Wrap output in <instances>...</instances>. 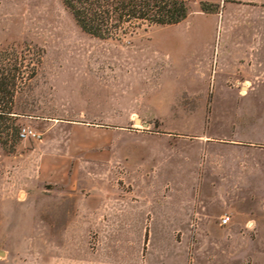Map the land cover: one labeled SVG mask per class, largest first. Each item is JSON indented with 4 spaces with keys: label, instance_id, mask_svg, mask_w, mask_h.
I'll use <instances>...</instances> for the list:
<instances>
[{
    "label": "rangeland",
    "instance_id": "374dc122",
    "mask_svg": "<svg viewBox=\"0 0 264 264\" xmlns=\"http://www.w3.org/2000/svg\"><path fill=\"white\" fill-rule=\"evenodd\" d=\"M186 1L178 24L100 39L80 29L62 0H0V53L13 51L23 75L34 71L14 99L16 124L32 134L13 152L0 145V264H264L262 173L241 199L242 221L234 214L203 232L194 222L162 221L174 209L169 202L128 203L121 223L99 215L100 202L112 210L116 199L135 200L126 194L132 182L145 189L169 181L175 191L190 184L173 167L177 157L153 151L193 139L210 118L214 96L209 91L205 103L196 63L206 44L228 37L231 13L241 23L243 10L264 18V0ZM201 1L218 7L202 12ZM255 147L252 167L264 159ZM139 165L157 177L144 181Z\"/></svg>",
    "mask_w": 264,
    "mask_h": 264
},
{
    "label": "crops",
    "instance_id": "0c3cea01",
    "mask_svg": "<svg viewBox=\"0 0 264 264\" xmlns=\"http://www.w3.org/2000/svg\"><path fill=\"white\" fill-rule=\"evenodd\" d=\"M243 11L242 23L235 13H231L226 24L228 37L219 40L218 44H206V53L202 52L196 63L197 75L207 82V88L201 93L205 103H208L209 91L214 96L210 102V118L197 124L193 139L180 137L175 140L176 145L167 141L163 148L153 151L170 162L176 161L177 157L178 165L173 167L190 176V184H183L175 191L169 181L156 185L154 180L145 189L132 182V188L126 194L136 196L135 200L116 199L113 205L118 208L112 210H108L112 202H100L99 215L104 221L105 216H111L114 218L111 221L123 222L127 204L143 200L149 202L150 208L156 204L165 207L169 202L174 209L167 216L162 214L161 220L194 222L198 224L197 232L207 229V224L225 226L234 214L242 221L240 202L244 192L250 189L251 182L259 181L252 176L264 175V159L262 163L258 162L259 166L250 164V149H256L255 146L262 147L264 156V18H256L259 12ZM217 77L220 81L216 86ZM216 106H220L217 112L214 111ZM224 147H227L226 156L216 155ZM129 159H125L128 166ZM157 171L144 170V166L139 165L136 174L145 181L146 177L155 179ZM176 194L178 200L174 201ZM145 214L144 221L149 223L152 218L149 209ZM225 215L230 221L222 224L221 218ZM246 221L258 226L252 218ZM51 255L52 261L57 259V248Z\"/></svg>",
    "mask_w": 264,
    "mask_h": 264
},
{
    "label": "trees",
    "instance_id": "16d2710c",
    "mask_svg": "<svg viewBox=\"0 0 264 264\" xmlns=\"http://www.w3.org/2000/svg\"><path fill=\"white\" fill-rule=\"evenodd\" d=\"M80 29L100 39H118L139 29L175 25L188 16L186 0H62ZM215 3L200 2V11L214 12ZM13 55L15 59L13 60ZM16 54L0 53V145L13 152L20 139V126L15 122L14 99L18 89L34 76L20 72ZM1 133V130H0Z\"/></svg>",
    "mask_w": 264,
    "mask_h": 264
},
{
    "label": "built area",
    "instance_id": "2783aa9c",
    "mask_svg": "<svg viewBox=\"0 0 264 264\" xmlns=\"http://www.w3.org/2000/svg\"><path fill=\"white\" fill-rule=\"evenodd\" d=\"M28 134H32V132L30 130L28 131L26 128L21 129V131H20V136L21 137H26ZM229 221H230V217L229 216H227V215L222 216V218H221V223L222 224H227Z\"/></svg>",
    "mask_w": 264,
    "mask_h": 264
},
{
    "label": "water",
    "instance_id": "95a60500",
    "mask_svg": "<svg viewBox=\"0 0 264 264\" xmlns=\"http://www.w3.org/2000/svg\"><path fill=\"white\" fill-rule=\"evenodd\" d=\"M136 122H140V119L139 118H136L135 120ZM144 126H146L147 124L146 123H143Z\"/></svg>",
    "mask_w": 264,
    "mask_h": 264
}]
</instances>
